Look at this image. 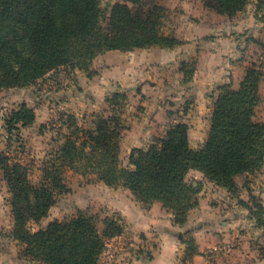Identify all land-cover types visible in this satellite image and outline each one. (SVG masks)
<instances>
[{"label": "trees", "instance_id": "obj_1", "mask_svg": "<svg viewBox=\"0 0 264 264\" xmlns=\"http://www.w3.org/2000/svg\"><path fill=\"white\" fill-rule=\"evenodd\" d=\"M249 0H203L219 14L233 16ZM165 6L156 0H118L109 10L100 0H0V91L26 87L58 67L89 72L93 60L109 50L167 48L182 41L164 30ZM182 61L184 81L194 70ZM261 65L250 63L237 88L218 86L210 115L207 138L192 148L188 124L171 123L161 136L144 148L134 147L128 166L120 163V140L124 128L113 115L96 116L93 128L81 126L67 114L63 143L45 161L43 181L33 185L19 163L11 165L3 152L0 164L11 193L13 225L9 237L23 244L24 256L46 264H104L106 239L120 235L122 227L114 220L100 231L96 222L82 210L67 220H53L31 230L28 222L47 216L54 203L53 193L67 190L60 171L68 168L78 174L95 173L109 187L129 189L144 207L158 201L172 213V222L182 226L188 212L198 205L199 183L186 180L190 169L201 171L215 184L237 192L236 177L254 174L264 165V121L256 120L260 100ZM139 90V89H137ZM128 94L115 91L106 98L114 108ZM141 110V107H138ZM35 112L26 103L12 110L6 127L33 123ZM246 185V184H244ZM24 199L25 205L18 202ZM241 201L257 227L264 228V208L258 197ZM181 264L198 252L187 235Z\"/></svg>", "mask_w": 264, "mask_h": 264}, {"label": "crops", "instance_id": "obj_2", "mask_svg": "<svg viewBox=\"0 0 264 264\" xmlns=\"http://www.w3.org/2000/svg\"><path fill=\"white\" fill-rule=\"evenodd\" d=\"M180 3L185 5L182 20L172 24L169 22L164 27L166 33L173 34L182 41L180 45L171 49L152 47L104 52L113 57H119L120 53L137 52V57L141 55L144 59L137 61V65L145 66L140 74L145 79L143 84L138 85L139 90H132L131 94L141 110L135 120L131 121L129 129H125L126 137L125 131L122 132L120 158L127 144L132 148H144L155 136L163 135L171 123L179 121L188 124L190 146L199 147L209 132L211 108L218 86L230 84L237 88L244 78L247 66L252 62L261 65L263 70L255 118L264 121V0H249L244 9L230 17L206 7L203 0H183ZM190 58L196 61L195 68L190 80L184 81V73L178 67L182 61ZM121 60L122 71L119 67V71L109 73L113 76L102 82L111 83L121 78L129 80L139 75L132 70L136 61L127 55H123ZM75 72H78V78L83 82L95 75L87 76L79 69H75ZM158 80L170 84L162 88L163 85L158 84ZM185 83L187 87L181 86L183 89L179 93L166 94L171 102L161 100L164 89H174ZM28 87L30 86L18 88L21 90ZM183 101L184 111L177 109L179 102ZM204 109L208 112L206 120L201 117ZM256 173L264 177V165ZM256 173L240 176L250 178ZM240 176L236 177L237 192L233 194L209 181L201 171L190 169L186 173V180L200 184L198 205L188 212L187 220L182 226L172 222V213L158 201L149 207H144L136 200L125 207H119L118 210L129 228L139 233L134 234V240L138 244H153L154 252L147 260L133 255L127 247L116 246L117 241L126 240V235L120 234L109 239V248L104 250L102 262L176 264V260L180 261L184 253L186 235H190L198 252L186 264H264V228L255 226L248 210L241 203H249V195H255V191L239 182ZM250 185L258 187L256 194H259L258 198L264 208V189L259 188L261 183Z\"/></svg>", "mask_w": 264, "mask_h": 264}, {"label": "rangeland", "instance_id": "obj_3", "mask_svg": "<svg viewBox=\"0 0 264 264\" xmlns=\"http://www.w3.org/2000/svg\"><path fill=\"white\" fill-rule=\"evenodd\" d=\"M117 1L100 0L101 6L106 10H109L110 6ZM156 1L165 6L166 25L169 22L172 24L182 20V13H185L183 7L185 5L180 3V1L183 0ZM190 1L194 2L197 0ZM123 55L130 56L132 60L136 61L132 70L134 74L137 73L139 75L136 78L131 77L129 80L121 78L111 83L107 81L102 82L107 77L113 76L109 75V73H113L114 70L115 72L119 71V67L120 71H122L121 58ZM138 55L137 52L131 54L120 53L119 57H113L112 54L102 53V55L93 61L89 70V72L95 73V75L91 77L92 79L85 80L84 82L80 81L78 72H75L74 69L62 66L49 71L28 88L1 90L0 152L4 153L8 159V163L11 165L19 163L33 185L39 186L42 183H47L43 181L42 169L48 156L53 153L58 145L63 143L66 135L70 133L67 128V114L74 115L78 123L85 128L94 127L96 116L108 117L113 115L121 119L124 126L122 132L124 133L126 128L128 130L131 121L135 120L140 112L137 101L131 97L132 90L138 89V85L140 83L143 84L142 81L145 79L140 75L145 66L137 65V61H143L144 59L141 55L138 58ZM184 62L188 70H194L196 63L194 58H190ZM178 68H180V65ZM85 73L86 75L88 74L87 72ZM158 84H162L163 88L170 83L158 80ZM179 86L187 87L186 83L178 85L174 89L167 87L161 92L163 93V96H160L162 97L161 100L167 99L171 102L172 100L166 97V94L173 95L175 92L179 93L183 89L182 87L179 88ZM115 91L127 93L128 99L126 101L119 100V106L117 105L114 111H112L106 102V98L110 97ZM24 101L35 112L33 123L27 126H22L18 123L7 128L5 121L9 118L12 110L18 109ZM184 104V101L179 102L177 109L184 111ZM207 115L208 112L204 109L201 117L206 120ZM126 135L127 133L125 137ZM131 149L132 147L127 144L124 150H122L121 165H129L128 157ZM1 167L2 165L0 164V264H41V262H38L34 258L24 256L23 244L9 237L13 225V215L10 205L11 193L8 190ZM60 175L67 190L63 192L55 191L53 193L54 203L50 207L47 216L38 222L29 221V229L35 230L44 227L53 220L70 219L77 214V210H82L96 222L100 231H103L110 220L116 221L122 227L120 234L126 235V240H123L125 243L117 241V245L115 243L114 245L127 247L133 255L142 256L146 260L152 256L154 252L152 248L153 244H145V242L138 244L134 240V234L138 235L139 233H135L129 228L125 218L122 216L120 210H118L119 207H125L131 204L132 201H138L129 189L121 185L109 187L98 180L95 173L81 175L68 168H63L60 171ZM238 180L246 184L245 186L253 189L256 197L259 196V194H256L258 192L257 183L259 185L261 183L259 188L264 189V177H261L257 173L250 178L240 176ZM255 182L256 185H254ZM250 184L256 187H252ZM18 203L25 205L26 201L21 199ZM249 203L251 202L249 201ZM108 242L109 239H106V243ZM110 247L113 250V246L111 245ZM108 248L106 244L104 250ZM106 254L108 255L109 253ZM176 264H181V258L180 261L179 259L176 260Z\"/></svg>", "mask_w": 264, "mask_h": 264}]
</instances>
